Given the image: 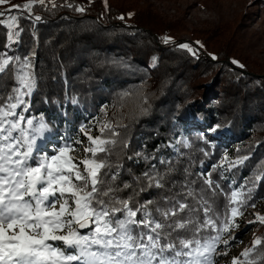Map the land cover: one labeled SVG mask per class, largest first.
<instances>
[{"label":"trees","instance_id":"trees-1","mask_svg":"<svg viewBox=\"0 0 264 264\" xmlns=\"http://www.w3.org/2000/svg\"><path fill=\"white\" fill-rule=\"evenodd\" d=\"M106 1L107 7L104 0H55V8L50 3L36 5L32 15L42 17L37 22L27 18V11L12 9L9 15L20 16L23 31L20 42L11 47H6L8 29L0 24V53L21 61L28 57L34 65L36 87L26 97L23 114L42 116L49 125L51 132L38 141L39 146L59 144L53 137H62V143L86 140L79 128L94 116L99 126L105 122L116 126L118 139L128 142L123 151L117 145L111 157L123 165L124 181L131 183L151 164L165 171L169 165L158 163L164 159L174 169L168 179L177 184V191L179 185L193 182L190 186L200 194L211 173L220 188L215 196L206 192L205 199L221 221L228 204L225 194L234 190L232 181L244 193L241 199L251 197L241 208L243 213L252 204L259 205L264 179L255 177L264 175V72L250 68L238 54L241 24L251 12L234 25L200 33L204 44L217 45L212 53L199 49L193 56L179 47L182 40L165 42L182 22L167 21L153 0ZM28 2L8 0L0 11L7 13L13 5ZM14 86L10 68L0 74V99ZM216 125L220 127L212 131ZM227 153L233 157L228 174L220 164ZM245 156L247 160L232 166ZM159 191L151 189L139 199L158 198ZM256 230V237L264 239V224L258 223ZM258 248L264 249V243ZM257 264H264V259Z\"/></svg>","mask_w":264,"mask_h":264},{"label":"snow or ice","instance_id":"snow-or-ice-1","mask_svg":"<svg viewBox=\"0 0 264 264\" xmlns=\"http://www.w3.org/2000/svg\"><path fill=\"white\" fill-rule=\"evenodd\" d=\"M7 2L0 0V5ZM49 3L57 7L55 0H30L6 11H27V18L37 22L42 17H33V8ZM5 15L0 11V17ZM19 19V15L0 19L8 29L6 47L20 42L23 29ZM164 40L167 43L169 38ZM179 47L196 55L188 44ZM10 68L16 86L0 99V264H214L218 245L233 239L221 234L238 227L235 218L243 215L241 208L250 196L241 199L244 193L237 190L225 194L228 204L221 221L205 199L206 192L215 196L220 188L211 173L204 180L207 189L200 194L190 186L193 182L175 190L177 184L168 179L174 169L164 159L158 163L169 165L165 171L151 164L141 175L133 176L131 183L124 181L123 165L113 163L111 157L117 145L123 151L128 142L118 139L119 132L110 122L100 124L95 136L90 128L80 126L79 132L88 140L83 156L73 146L83 143L79 139L57 146L51 153L45 151L38 141L51 132L49 125L42 116L27 118L23 114L26 97L36 87L34 65L28 57L21 61L0 53V74ZM247 159L239 158L232 166ZM262 179L264 175L255 177V181ZM151 189L160 190L158 198L139 199ZM256 219L264 224V216L257 214ZM262 243L264 239L255 238L240 254L243 259L233 257L231 264H257L264 259V249L258 248Z\"/></svg>","mask_w":264,"mask_h":264},{"label":"rangeland","instance_id":"rangeland-1","mask_svg":"<svg viewBox=\"0 0 264 264\" xmlns=\"http://www.w3.org/2000/svg\"><path fill=\"white\" fill-rule=\"evenodd\" d=\"M153 2L167 21L180 20L182 22L180 27L166 36L169 40L180 39L183 44L190 45L195 51L205 49L210 53L217 44H204L200 33L206 35L208 34L206 31L210 32L224 24L234 25L243 19L246 12H251L246 16V21L244 20L241 24L240 35L242 37L238 42V54L249 61L250 68L257 72H264V0H153ZM85 126L91 129L92 135L98 134L99 125L94 116ZM61 134V136H66L63 132ZM52 139L60 143L53 147L46 146L45 143L41 146L46 147L47 149L44 148V150L49 153L53 148L62 146L65 142L74 141L70 138L62 143V137ZM81 141L82 144L73 146L76 147L79 155L83 156V147L87 145L88 140L81 139ZM232 160L233 157L227 153L220 161L227 174ZM232 185L234 190L240 191L234 181ZM257 214H264V200L256 207L248 208L242 216L235 218L238 227L233 228L230 233H223L224 239H227L229 235L233 239H230L227 245L223 243L218 245L217 254L213 256L214 264H231L233 257H241L240 254L244 249L257 238L256 228L260 223L256 219ZM250 221L253 223H249Z\"/></svg>","mask_w":264,"mask_h":264},{"label":"built area","instance_id":"built-area-1","mask_svg":"<svg viewBox=\"0 0 264 264\" xmlns=\"http://www.w3.org/2000/svg\"><path fill=\"white\" fill-rule=\"evenodd\" d=\"M105 5L107 6V3L105 2Z\"/></svg>","mask_w":264,"mask_h":264}]
</instances>
